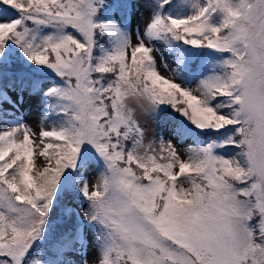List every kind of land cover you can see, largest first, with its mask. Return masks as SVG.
I'll use <instances>...</instances> for the list:
<instances>
[{
    "label": "snow or ice",
    "instance_id": "snow-or-ice-1",
    "mask_svg": "<svg viewBox=\"0 0 264 264\" xmlns=\"http://www.w3.org/2000/svg\"><path fill=\"white\" fill-rule=\"evenodd\" d=\"M140 6L0 0V264H264V0Z\"/></svg>",
    "mask_w": 264,
    "mask_h": 264
},
{
    "label": "rangeland",
    "instance_id": "rangeland-1",
    "mask_svg": "<svg viewBox=\"0 0 264 264\" xmlns=\"http://www.w3.org/2000/svg\"><path fill=\"white\" fill-rule=\"evenodd\" d=\"M129 2L133 4H136V3L141 4L140 7L133 8L130 14L128 13L124 14L126 17L125 22L128 23L130 26V29L132 32V39H133V42L135 43L137 27H139L141 32H143L144 26L148 22V9L143 6L145 0H129ZM156 47L163 48V45L157 44ZM153 56L156 59L157 68L160 71L161 75L171 78L172 74L171 72L165 70L163 63L161 61L160 53L158 51H154ZM165 56L167 57V53H165ZM169 64L171 65V67L173 68L175 67V65L172 64L170 58H169ZM195 85H196V82H194L191 85V87L194 88ZM25 99H26L25 104L21 106V111L17 113L16 115L17 116L22 115L23 120L29 125H31L37 132H39L40 129L38 127V124L43 114L42 112L43 107L40 105L38 98H28L25 94ZM26 117H29V118H26ZM140 122L143 126L146 127L149 138H152L156 133H163L165 139H172V140L174 139L172 129H170L169 127L163 126L160 123V119L157 122V121L152 120L150 117L142 116L140 118ZM0 127H6V125H0ZM173 142L176 143L177 146L179 147L176 141H173ZM189 142L190 140H186L185 142H181V143H183V146H185L184 143L187 144ZM183 146H180V147H183ZM37 163H39V159L37 160ZM88 177H89V180H88L89 189L91 191L93 190V186L98 182V176L93 173H89ZM80 213H81V218H85L82 210ZM94 255H95V250L93 249L90 252V258H92Z\"/></svg>",
    "mask_w": 264,
    "mask_h": 264
},
{
    "label": "trees",
    "instance_id": "trees-1",
    "mask_svg": "<svg viewBox=\"0 0 264 264\" xmlns=\"http://www.w3.org/2000/svg\"><path fill=\"white\" fill-rule=\"evenodd\" d=\"M195 81H193L194 83ZM192 83V84H193ZM197 85H195L196 87ZM43 112V111H42ZM175 117V119H180L179 116H177L175 113L172 112V110L170 108H168L167 111L163 112L160 116V123L163 125V126H166V127H169L170 129H172L173 127V118ZM186 140H184L183 142H185ZM185 146L183 147H186V146H190L192 145V141L190 140L189 143L185 144ZM90 173H95L96 174V169L93 168V170L90 172ZM97 175V174H96ZM74 207L77 208V210L80 212L81 210L84 212V210L87 208V204L85 202H83V200H78V201H74ZM81 219H84L85 222L86 221V217L85 218H81Z\"/></svg>",
    "mask_w": 264,
    "mask_h": 264
},
{
    "label": "bare ground",
    "instance_id": "bare-ground-1",
    "mask_svg": "<svg viewBox=\"0 0 264 264\" xmlns=\"http://www.w3.org/2000/svg\"><path fill=\"white\" fill-rule=\"evenodd\" d=\"M26 118H29V117H26Z\"/></svg>",
    "mask_w": 264,
    "mask_h": 264
}]
</instances>
